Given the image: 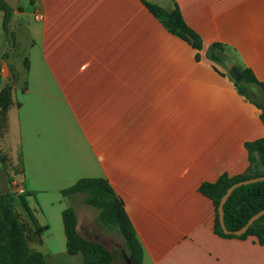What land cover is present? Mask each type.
<instances>
[{
    "label": "crops",
    "instance_id": "crops-1",
    "mask_svg": "<svg viewBox=\"0 0 264 264\" xmlns=\"http://www.w3.org/2000/svg\"><path fill=\"white\" fill-rule=\"evenodd\" d=\"M65 1L34 0L32 7L20 0L12 34L36 8L45 18L27 26L42 50L30 51L26 71L14 72L11 60L1 63L0 92L11 87L12 105L0 155L25 189L14 203L31 249L48 264H82L81 255L67 250L64 212L73 198L62 193L83 179H103L124 204L143 264H264L256 238L215 233L216 208L200 193L203 184L245 174L246 145L264 138L262 111L240 94L225 67L206 57L220 44L264 85V0H172L202 51L169 33L143 0H69L78 21L76 32L65 34ZM2 26L0 9V45ZM84 30L94 46L117 47L115 56L124 60L117 81L112 69L95 65V51L77 66L43 61L52 53L48 43L76 41L70 36L86 37ZM81 226L78 216L80 233Z\"/></svg>",
    "mask_w": 264,
    "mask_h": 264
},
{
    "label": "trees",
    "instance_id": "trees-1",
    "mask_svg": "<svg viewBox=\"0 0 264 264\" xmlns=\"http://www.w3.org/2000/svg\"><path fill=\"white\" fill-rule=\"evenodd\" d=\"M148 10L172 35L187 42L193 43L198 51L203 50L202 40L185 23L180 9L174 4V11L168 12L156 5L146 3ZM0 9L3 13L2 30L5 42L10 43L13 38L11 22L15 10L10 8L4 0H0ZM207 59L215 65L228 68L234 78L231 69L236 66L232 52L220 44L212 45L207 52ZM198 55V60H200ZM6 55L1 60H5ZM1 60H0V84H1ZM244 78L235 85L240 94L254 103L261 111V119L264 123V85L259 83L250 70H243ZM259 94L255 100L250 92ZM12 105L11 87H6L0 92V135L7 130L8 113ZM250 166L247 172L235 178L223 176L214 184H203L200 193L211 200L216 208L217 221L215 233L227 239L256 238L260 245L264 246V216L257 221L246 234L238 237L234 232L241 230L248 221L264 210V182L251 184L238 188L227 201L225 212V224L231 232L226 235L221 229L218 209L227 191L237 183L264 177V138L247 144ZM0 163L8 172V160L0 155ZM10 176V175H9ZM11 179V183L12 178ZM64 198L72 199L78 195L86 196L85 203L99 211L98 224L110 231H115L123 240L124 250L127 253L128 264H143L144 252L137 239L135 230L128 218L123 202L116 196L109 183L103 179H83L74 187L65 190ZM23 205L31 214L24 198ZM38 232L41 228L32 217ZM64 225L67 237V250L70 256L81 255L82 264H116L113 254L101 244L87 240L78 232V218L75 210L70 207L64 212ZM0 264H48L45 256L31 249L27 229L15 210L13 194L0 196Z\"/></svg>",
    "mask_w": 264,
    "mask_h": 264
},
{
    "label": "rangeland",
    "instance_id": "rangeland-1",
    "mask_svg": "<svg viewBox=\"0 0 264 264\" xmlns=\"http://www.w3.org/2000/svg\"><path fill=\"white\" fill-rule=\"evenodd\" d=\"M154 1L143 0V3L145 6L146 3L156 5L168 12L174 11V4L176 3L172 0H158L161 1L163 5H158V2ZM30 5L34 7V0H31ZM16 11L21 12V8H18ZM38 14H40L39 10L37 11L36 8H34V18L31 16L30 22H27V25L31 24V26L33 25L39 27V25L41 24L39 22L42 21H37L35 19L36 15ZM75 14L76 13L73 8V3H71L69 0H66L64 6V16L60 20L65 30V34H73V32H76L74 28L78 19H76ZM27 25L24 22H21L17 33L13 35L11 42L8 43V48L6 50V53L4 54L6 55L5 60L12 61V68L14 72H16L15 70L17 67L24 68V71L29 70L32 65V60L29 57L30 51L34 49L42 50L39 48L40 42L32 37ZM84 34H86V37L80 35L70 36V38H74L76 39V41L63 44H56L55 42L48 43L45 50L47 53H52H49V58L43 61L45 63H49L48 65H50L51 67L77 66L80 62L81 64L87 63V61H89V58L94 56L95 51L97 54L95 65L98 67H106L112 69L114 72V81H117L116 75L121 72L120 70L122 66H124V60L118 58L119 55L118 57L115 56L117 54L116 52H119L117 47H114V52H109L108 44H105L104 42H97L94 46V43L87 42L86 30H84ZM78 39H80V41ZM60 46H63V52L61 51L62 49H60ZM57 51L60 52V54L63 53L65 58L62 59L61 56L56 57L55 54ZM232 56L234 57L233 53ZM5 60H1V63ZM91 60L93 61V59ZM235 62H237L236 59ZM226 69L228 70V68ZM250 96L255 100L259 99V94L255 91H251ZM85 200L86 196L78 195L73 197V199L70 201V207L75 210L77 218L79 216L81 220L82 230L81 233L78 231L79 234L85 239L95 241L107 248L113 254L116 264H128L127 253L121 247V238L115 231L104 229L98 224L99 211L91 206H88L85 203Z\"/></svg>",
    "mask_w": 264,
    "mask_h": 264
},
{
    "label": "water",
    "instance_id": "water-1",
    "mask_svg": "<svg viewBox=\"0 0 264 264\" xmlns=\"http://www.w3.org/2000/svg\"><path fill=\"white\" fill-rule=\"evenodd\" d=\"M20 0H4V2L13 10H17L18 9V4H19ZM8 48V42H5L3 44L0 45V60L3 58L4 54L6 53V50ZM231 72L235 78L236 82H240L243 80L244 78V74L243 72L237 67L234 66L231 69ZM264 182V177H260V178H255V179H251V180H246L240 183L235 184L234 186H232L226 193V195L224 196V198L222 199L219 209H218V215H219V222L221 225V229L223 230V232L226 235H230L231 232H229L227 230L226 224H225V212H224V207L227 203V201L229 200V198L232 196V194L238 189L241 188L243 186H248L251 184H256V183H261ZM12 193V183H11V179L9 174L7 173V171L3 168V166L0 163V196H5V195H9ZM264 216V210L259 212L258 214H256L255 216H253L248 223L239 231L234 232L235 236H242L244 234H246L248 232V230L257 222L259 221L262 217Z\"/></svg>",
    "mask_w": 264,
    "mask_h": 264
},
{
    "label": "built area",
    "instance_id": "built-area-1",
    "mask_svg": "<svg viewBox=\"0 0 264 264\" xmlns=\"http://www.w3.org/2000/svg\"><path fill=\"white\" fill-rule=\"evenodd\" d=\"M35 19L37 21H43L44 16L42 14H38L36 15ZM12 194L14 197L23 196L25 194V189L20 183H17L16 181H14L12 182Z\"/></svg>",
    "mask_w": 264,
    "mask_h": 264
}]
</instances>
